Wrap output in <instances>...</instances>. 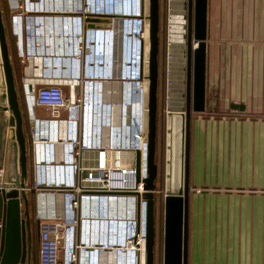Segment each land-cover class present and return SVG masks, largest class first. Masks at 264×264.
Segmentation results:
<instances>
[{
    "label": "built area",
    "instance_id": "1",
    "mask_svg": "<svg viewBox=\"0 0 264 264\" xmlns=\"http://www.w3.org/2000/svg\"><path fill=\"white\" fill-rule=\"evenodd\" d=\"M18 1H13L12 5ZM39 1L21 0V11L11 15L19 56L31 60L32 55H40L42 64L46 59L47 45L43 38L34 39L35 31L46 29L48 24L49 29H54L52 24L58 23L60 30L65 31L60 33L64 36L59 48L62 58L78 65L72 74L66 75L31 71L30 79L24 78L22 84L30 116L33 106L50 110L49 119L35 121L36 127L46 134L40 137L31 134L33 180L29 189L36 195L39 209V264H99L104 260H108V264H132L134 258L142 259L145 264L147 201L143 188L148 177L145 0H138L137 12L131 16H121L112 9L98 7L96 0ZM171 16L173 20L172 11ZM89 18L108 19L109 22L88 30L85 24ZM185 21L182 23V35L187 33ZM15 22L19 32H15ZM122 22L131 45V59L126 62L123 73L119 68L120 62L109 74L103 73L100 67L93 68L91 62L84 64L86 38L92 48L94 35L110 34L115 27L120 35ZM23 36L28 44L29 40L37 44L22 49ZM172 45L170 41V48ZM169 50L170 64L173 49ZM185 50L181 52L186 63ZM90 56H93V49ZM173 68L170 64L168 77L173 90L170 94L177 97L182 93L184 98L185 90L182 89H186V79L182 78L185 85L177 84L178 91L174 92L176 77ZM111 84L116 85L114 90L110 88ZM144 84L146 90L143 89ZM65 86L70 89L68 98L63 92ZM92 87L98 88L95 96ZM84 94L86 126L82 120ZM104 96L111 101H105ZM171 101L172 106L169 96L166 113L184 110L182 105L176 106L177 98ZM105 103L107 110H112V105L116 108L114 126L110 114L103 110V121L107 122V127H104V122L101 127L100 113L96 108L102 104L105 109ZM63 113L65 118H62ZM143 127L145 139L141 134ZM125 153L130 157L124 156ZM196 192L200 190L196 189Z\"/></svg>",
    "mask_w": 264,
    "mask_h": 264
},
{
    "label": "crops",
    "instance_id": "2",
    "mask_svg": "<svg viewBox=\"0 0 264 264\" xmlns=\"http://www.w3.org/2000/svg\"><path fill=\"white\" fill-rule=\"evenodd\" d=\"M20 2L21 0L18 3ZM86 21L85 28L88 30L98 28L109 22L108 19L94 18H89ZM12 24L10 16L9 28L5 33L7 47L8 49H18ZM15 27V32H19L17 22H15ZM46 27L43 30H36L34 36L36 40L45 39L47 45L44 56L46 59L42 61V64L40 55H32L31 60H28L19 56L18 51H16L13 58H10L21 108L22 128L25 135L29 134L30 136L29 141L27 140L28 157L33 152L32 135L35 134L40 137L46 134L40 127H36L35 121L49 119L50 110L46 107L33 106L32 116H30L21 92L24 78L30 79V73L34 70L44 71L46 75L72 74L78 66L71 62L68 63L62 58L63 53L59 48L61 47V40L64 42V36H60V33L65 31L60 30L58 23L52 24L54 29H49V24ZM20 32L24 33L23 30ZM21 44L22 49H26L32 48L37 43L29 40L28 44L23 36ZM208 53L207 49V68L212 62ZM228 76L227 74L225 77L227 83L219 82L217 79L213 83L205 80V110L203 113L191 115L188 264H264V86H262V90L255 89L256 85L252 83L254 78L247 80L241 78L239 82L238 79L234 80L233 78L232 80ZM231 81H236L235 86L241 83V92L245 90L248 95L245 100L242 97H233L228 94ZM254 81L258 84L259 78ZM218 84H220L218 89V92L221 93L220 99L214 100L212 102L213 109H210L211 104L207 99V94L210 87L214 89ZM111 85L110 88L114 90L116 85ZM258 87L261 86L258 85ZM63 92L68 98L70 95L69 87H63ZM261 92L263 95L258 94ZM97 93L98 88L92 87V94L95 96ZM104 97L105 101H111L107 96ZM114 103L116 102L114 101ZM232 104L243 105L244 109H233L231 108ZM65 117L63 113L62 118ZM12 128L15 140V125ZM13 148L18 160L17 145L14 144ZM164 154L165 145L163 144L162 158ZM158 166L156 185L159 189L164 180L163 162L162 166L161 164ZM14 169L13 175L9 178L5 177L0 187L13 186L18 175V167ZM26 174L25 192L29 221L30 218H33L38 222L37 198L34 191L29 189L33 180V172L28 164ZM196 189L200 192L197 193ZM154 205L155 207L158 206V208L156 207L158 216L156 220L154 213L153 262L154 264H161L164 252L162 192L154 194ZM20 209L21 218L24 219L25 208L22 201ZM32 264H39V248L37 261L34 260Z\"/></svg>",
    "mask_w": 264,
    "mask_h": 264
},
{
    "label": "water",
    "instance_id": "3",
    "mask_svg": "<svg viewBox=\"0 0 264 264\" xmlns=\"http://www.w3.org/2000/svg\"><path fill=\"white\" fill-rule=\"evenodd\" d=\"M208 0H187L186 24V92L183 111H170L165 115L164 180L157 187L158 165L155 162L157 137V80H158V31L159 0H147V115L146 136L148 143L147 179L144 183V198L147 201L145 264H154L155 240L154 194L162 192L164 208L163 261L162 264H188V203H189V152L190 121L193 113L205 110V80L207 59V11ZM193 43L196 46H193ZM0 56L8 106L15 125L20 173L13 186L0 187V264H24L26 246L30 244L26 197L27 185V138L22 128L21 108L10 64L5 29L0 10ZM29 89H31L29 87ZM22 95L26 102L25 89ZM26 108L28 109L27 102ZM231 108L243 110V105L232 104ZM130 157V154H123ZM139 155L136 154L138 170ZM138 182V178H136ZM162 187V188H161ZM21 201L24 204V219L21 218ZM28 260V259H27Z\"/></svg>",
    "mask_w": 264,
    "mask_h": 264
},
{
    "label": "rangeland",
    "instance_id": "4",
    "mask_svg": "<svg viewBox=\"0 0 264 264\" xmlns=\"http://www.w3.org/2000/svg\"><path fill=\"white\" fill-rule=\"evenodd\" d=\"M40 1L42 2V0ZM11 2L12 0H0V10L5 33L9 28L8 19L10 16L21 11V6L19 5L21 2H15L14 5H12ZM145 5H147V0H145ZM172 8L173 6L171 0H159L156 138V142L158 143H156V148L157 154L160 152L161 155L164 144V124L167 110V101L170 96V92L173 91L170 89L168 77V68L170 67L169 49H173L175 54L183 41L185 45L183 49H187L185 37L186 34L180 35V32H177V29L174 27L175 25H173L174 21L172 20L171 16ZM183 8L186 25L187 0H184ZM207 12L208 32L206 45L209 52L208 56H211L210 59L212 61L210 62V66L208 68L206 67L207 81L213 83V81L217 79L219 82L227 83L225 79L227 74L232 80L233 78L234 80L238 79L239 82L241 78L244 80L253 78L255 80L256 78H259L258 84L254 80L252 83L256 85L254 87L255 89L262 90V86H264V0H208ZM186 32L187 29L185 30V33ZM170 41L173 44L171 48ZM16 51L17 49H8L9 59L13 58V54ZM181 67H183V77L186 79L185 60ZM173 72H175L174 68ZM144 74L147 75V65L144 68ZM235 82L236 81L230 82L228 94L233 97H242L245 100V98L248 96L246 91L244 90L241 92V83H238V85L235 86ZM258 85L261 87L259 88ZM174 86V92L178 91L179 86L177 84H174ZM219 87L220 84H218V86L214 89L213 87H210L208 91L207 99L211 104L209 107L210 109H213L212 102L214 100L217 101L220 99L221 93L218 92ZM182 90H185L186 92V89ZM258 94L263 95L262 92ZM85 98L86 95L84 94V107L82 111V120L84 126H86L85 124L87 123V102ZM185 100L184 94V98H181L180 102V105L182 104L183 108L185 107ZM178 105L179 103L176 104V106ZM214 109L217 110V108ZM12 126H14V118L7 103L6 88L0 56V174L2 175L0 176V184H2L5 177L9 178L11 175H13L15 172L14 168L18 167V174L20 173L17 156L14 154L13 147L14 144H17L13 137ZM26 138L29 141V134L26 136ZM32 158V154H30V157H28V166H30L31 171L33 172ZM159 164H161V161ZM156 207L158 208L157 205ZM156 207L154 205L155 219L157 220L158 215Z\"/></svg>",
    "mask_w": 264,
    "mask_h": 264
},
{
    "label": "clouds",
    "instance_id": "5",
    "mask_svg": "<svg viewBox=\"0 0 264 264\" xmlns=\"http://www.w3.org/2000/svg\"><path fill=\"white\" fill-rule=\"evenodd\" d=\"M138 0H96V5L98 7L103 6V9H112V11L121 16H131L137 12L138 9ZM125 24L122 22L118 29L116 27L112 30L110 34H105L102 37L93 36L92 48L89 46V39L86 38L87 43L84 46L83 62L84 64L91 62L93 68L100 67L103 73H112L113 70L117 67L116 63L120 62V71L123 73V68L131 59V45L129 44V36L126 33ZM114 35V40L112 36ZM90 38V37H89ZM91 39V38H90ZM131 43V42H130ZM91 49H93V56H90ZM114 103V101H113ZM105 109L101 104L100 107L96 108L97 112L99 111L101 117V127L103 121V110L106 111L105 114H110L111 119L114 118L116 108L113 106L112 110L109 108L107 110V104L105 103ZM116 119H113V126L115 125ZM104 127H107V122H104ZM108 260H104L99 264H108ZM111 264H113L111 262ZM115 264H127L126 262H115ZM133 264V263H132ZM136 264V263H135Z\"/></svg>",
    "mask_w": 264,
    "mask_h": 264
},
{
    "label": "bare ground",
    "instance_id": "6",
    "mask_svg": "<svg viewBox=\"0 0 264 264\" xmlns=\"http://www.w3.org/2000/svg\"><path fill=\"white\" fill-rule=\"evenodd\" d=\"M33 1H36V0H33ZM13 4V0L11 2ZM171 3H172V15H173V21H174V24L175 25L174 27L177 29V32H180V35H182V31H183V22H184V17H183V11H184V0H171ZM175 8V9H174ZM62 14V13H61ZM55 14L51 15V16H54ZM59 16V15H58ZM179 22V23H175V22ZM114 38V35L112 36V39ZM114 40V39H113ZM145 54H144V60L146 62L147 60V47H148V39H147V25H146V28H145ZM184 42H182L180 44V47L177 49V53L174 55L173 54V51L171 52L172 54V57L170 58V64L174 67V70H175V83L176 84H181V85H184L183 81H182V78H183V75H182V72H183V68L181 67L184 63V59L182 57V49L184 48ZM143 89L145 90L146 89V84L143 85ZM183 97L182 93L178 94L177 97H173V95L170 94V105H171V100L173 98H177V102L180 104L181 102V98ZM182 105V104H181ZM172 106V105H171ZM143 134V139H145V128L143 127V130H142V133ZM1 175V174H0ZM133 264H143L142 262V259H136L134 258Z\"/></svg>",
    "mask_w": 264,
    "mask_h": 264
},
{
    "label": "flooded vegetation",
    "instance_id": "7",
    "mask_svg": "<svg viewBox=\"0 0 264 264\" xmlns=\"http://www.w3.org/2000/svg\"><path fill=\"white\" fill-rule=\"evenodd\" d=\"M186 15H187V13H186ZM164 142H165V140H164ZM156 143H158V142H156ZM164 145H165V143H164ZM164 157H165V154H164ZM160 161H161V166H162V155L160 152H159V154H157V148L155 145V162L158 165L160 163ZM158 168H159V166H158ZM29 225L31 228L30 244L26 246V258H25L26 260H25L24 264H32L34 260L37 261V253H38V248H39V244H40L38 222L35 219L30 218Z\"/></svg>",
    "mask_w": 264,
    "mask_h": 264
},
{
    "label": "trees",
    "instance_id": "8",
    "mask_svg": "<svg viewBox=\"0 0 264 264\" xmlns=\"http://www.w3.org/2000/svg\"><path fill=\"white\" fill-rule=\"evenodd\" d=\"M8 23H9V19H8ZM9 25V24H8ZM22 92V91H21ZM164 158H162V162H163V164H164ZM162 188V187H161ZM158 264H160V263H158ZM162 264V263H161Z\"/></svg>",
    "mask_w": 264,
    "mask_h": 264
}]
</instances>
